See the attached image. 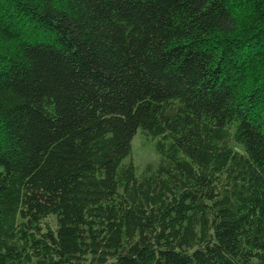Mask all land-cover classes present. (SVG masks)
I'll return each mask as SVG.
<instances>
[{
    "label": "trees",
    "instance_id": "1",
    "mask_svg": "<svg viewBox=\"0 0 264 264\" xmlns=\"http://www.w3.org/2000/svg\"><path fill=\"white\" fill-rule=\"evenodd\" d=\"M0 264H264V0H0Z\"/></svg>",
    "mask_w": 264,
    "mask_h": 264
},
{
    "label": "rangeland",
    "instance_id": "2",
    "mask_svg": "<svg viewBox=\"0 0 264 264\" xmlns=\"http://www.w3.org/2000/svg\"><path fill=\"white\" fill-rule=\"evenodd\" d=\"M236 150H240V147L232 144ZM127 162H132L134 166L142 171L148 167L155 171L160 164V157L158 156L154 143L148 142L140 131L136 135L132 144V155L127 160Z\"/></svg>",
    "mask_w": 264,
    "mask_h": 264
}]
</instances>
